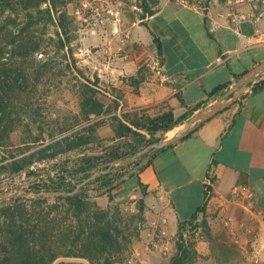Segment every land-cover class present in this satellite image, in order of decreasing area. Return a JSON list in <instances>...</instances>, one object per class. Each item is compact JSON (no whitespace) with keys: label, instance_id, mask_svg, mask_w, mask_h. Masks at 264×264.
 Listing matches in <instances>:
<instances>
[{"label":"trees","instance_id":"16d2710c","mask_svg":"<svg viewBox=\"0 0 264 264\" xmlns=\"http://www.w3.org/2000/svg\"><path fill=\"white\" fill-rule=\"evenodd\" d=\"M68 1L0 0V193L20 188L17 179L23 176L29 180L26 191H72L93 171L107 168L104 163L131 157L165 138L168 131L202 105L198 103L178 117L173 110L142 115L127 110L117 98L106 104L101 99L103 90L83 74L78 90L79 112L72 119L45 120L36 94L54 78L51 52L65 50L66 55H73L67 26ZM147 1L141 4V19L158 11ZM51 24L57 26L56 34L44 37ZM146 26L163 59L161 36ZM71 65L82 73L75 61L70 62V68ZM228 87L229 83L218 85L210 96L223 94ZM259 87H264V79L254 84V88ZM108 117L112 119L114 134L105 143L99 128ZM169 146L154 151L139 169L152 163ZM53 161L55 167L41 174L39 165ZM127 166L100 174L74 195L0 199V264H133L129 262L132 232L127 215L112 203L102 206L93 194L98 188H106L113 201V190L126 180L111 185L128 173L129 170H121ZM135 175L136 172L131 177ZM6 179L8 184H4ZM138 184L148 194L140 178ZM210 188H206L207 198ZM140 201L143 210L145 200ZM205 210L204 204L190 219L179 222L172 264H184L191 252L196 253L194 244H189L184 236L188 225L193 229L201 226L210 234L207 218L198 220V214Z\"/></svg>","mask_w":264,"mask_h":264},{"label":"crops","instance_id":"0c3cea01","mask_svg":"<svg viewBox=\"0 0 264 264\" xmlns=\"http://www.w3.org/2000/svg\"><path fill=\"white\" fill-rule=\"evenodd\" d=\"M148 19L161 36L163 59L158 53L151 54L145 60L146 69L141 55L120 63L118 77L121 83L127 82L121 105L126 104L127 110L149 105L151 115L173 110L178 117L201 103L194 115L222 95L210 96L215 87L232 86L241 73L264 60V42L258 41L264 29L257 31L260 26L252 21L235 24L213 10L205 12L175 2H166ZM216 22L219 27L211 30ZM148 41L153 43L152 34ZM262 79L264 73L244 88L237 102L138 170V177L147 186L152 216L160 226L149 233L152 239L141 251L148 253L143 264H172L170 259L153 261L149 256L152 247H171L169 240L178 237L179 222L190 219L204 204L206 210L198 214V220L207 218L211 231L207 234L201 226L193 229L194 235L184 231L185 237L196 238L198 253L184 264H264V191L258 188L259 181L264 185V87L254 88ZM186 120L172 130L182 128ZM241 183L256 190L252 210L232 195L233 187ZM229 216L236 225L245 221L254 226L259 237L254 239L238 227L240 243H235L225 225ZM163 237L168 241L162 243ZM254 251L259 263L254 261Z\"/></svg>","mask_w":264,"mask_h":264},{"label":"rangeland","instance_id":"374dc122","mask_svg":"<svg viewBox=\"0 0 264 264\" xmlns=\"http://www.w3.org/2000/svg\"><path fill=\"white\" fill-rule=\"evenodd\" d=\"M84 2H87V5H84V11L81 14H77L75 12L76 7L82 5ZM142 2L143 0H109V4L116 5L120 8L124 19L122 33L114 35L110 27L103 28L100 26H93V22L96 19V17L94 18L95 8L97 5L105 3V1H68L66 6L68 12L67 26L69 30L68 36L71 38L69 47L73 49V55H66L65 50L51 52L54 57V78L48 82L49 86L47 85L46 87L40 88L36 94L39 103L43 107V116L45 117V120L51 121L57 118L63 119L64 117H71L72 119L74 118L73 115H76L79 112L80 96L78 90L79 83L82 79L81 75L83 74L91 78V80L96 82V84L103 90L104 95L101 99L106 104L114 103V98H117L121 103L124 101V96L126 94L124 89L126 88L127 82L121 83V79L118 77L117 70L119 69L120 63L123 61H129L132 58L141 55L143 58L141 64L146 69V58L151 54L157 53L154 41L153 43L148 41L151 34L146 26L149 25L150 27H153L154 24L148 19L149 16L145 19H141V16L144 13V7L141 5ZM155 2L156 0L147 1V3L156 10L162 8L166 2H175L180 5H191L205 12L213 10L218 14H227L229 11L234 13L250 12L252 10L251 6H249L246 1L238 2L237 0H232V2H229V0H157V2ZM85 17L90 18V20H85ZM247 20L249 19L244 21ZM258 26L260 27L257 28L264 29V22H260ZM152 29L159 34V31L155 26ZM56 30L57 26L51 24L47 30V35H45V33L44 37L49 36L51 33L56 34ZM260 35L262 36L263 34L260 33ZM138 38L139 40H137ZM258 41L264 42V35ZM74 61L76 64L75 66H77V69L79 68L82 73L73 69L72 65V68L69 67L70 62L73 63ZM97 77L99 78L98 81H96ZM131 80L128 81L132 82ZM122 84H124V86H122ZM151 108L152 107L149 105H144L140 110L137 108L130 111L138 112L142 115H151ZM43 116H41V118H43ZM46 123L47 121H45L43 125ZM176 132L177 130H170L165 135L166 137H169ZM99 134L102 139L106 140L105 143L110 142L109 139L114 134L112 119L110 117L106 118L104 124L100 126ZM145 157L146 154H140L133 162L127 164L128 166L120 165L118 167L127 166L121 170L130 171L137 163L145 159ZM55 164L56 161L47 164H40L39 168H41V174H46L47 170H52V168L55 167ZM139 168L134 171L136 172V175L133 178L131 177L132 174H130L124 179L126 180V183L120 184L115 190H113V194L116 196L113 201H111L110 195L106 193V188H98L93 191L95 192L93 193L94 199L98 200L102 206L107 207L112 203L119 207V209L127 215L128 221L131 222L130 231L132 232V250L129 262L133 264H143L142 261L145 255L148 256V253H142L141 251L146 248V245L152 239L150 238L149 233L155 230H160L159 224L155 223V219L152 216L153 210L150 198L148 194L144 193V187L138 184ZM133 181H135V183H133ZM17 182H19L20 188H9L7 191L25 192V188L29 185L28 178L23 176L22 178H18ZM8 183L9 179H6L4 184ZM140 200H145L143 210L140 209ZM187 227L188 234L194 235L196 233L191 225H188ZM185 238L188 240L189 244H194L196 242V238L193 236H187ZM177 239L178 237L176 236L170 238L169 242H171V247L165 246L156 248L151 246L153 251L149 256L153 261H156V263H160L164 259L171 260L174 256V250L177 249ZM161 241L162 243H165L168 240L163 237ZM197 254V251L196 253L194 251L191 252L187 261L194 260L197 257Z\"/></svg>","mask_w":264,"mask_h":264},{"label":"water","instance_id":"95a60500","mask_svg":"<svg viewBox=\"0 0 264 264\" xmlns=\"http://www.w3.org/2000/svg\"><path fill=\"white\" fill-rule=\"evenodd\" d=\"M264 73V60L247 70L241 76L237 78L232 86H230L213 104L199 110L197 113L192 115L188 120H186L184 126L177 130L175 134L169 137H165L161 140L155 141L147 145L144 149L139 150L133 156L127 158H116L107 163H104L103 166H108L105 169L95 170L91 173L90 176L86 177L84 180L79 182L76 188L72 191H65V190H43L40 192H32V191H25V192H16V191H7L0 193V199H9L16 196H38V195H45V196H57V195H74L82 189V187L88 183L89 181L93 180L97 176L102 173H107L112 169L120 166V165H127L133 162L138 155L146 154L145 159L137 163L134 168H132L128 173L122 176L120 179L115 181L111 186L117 185L125 178H127L130 174H132L137 168L141 167L145 164L148 159L150 158L151 154L156 151L157 149L163 148L165 146H169L187 136L192 130H194L197 126H199L202 122L208 120L221 110L227 108L234 102H236L243 93L244 88L251 84L254 80H256L261 74ZM258 188L260 191H264L263 182H258Z\"/></svg>","mask_w":264,"mask_h":264},{"label":"built area","instance_id":"2783aa9c","mask_svg":"<svg viewBox=\"0 0 264 264\" xmlns=\"http://www.w3.org/2000/svg\"><path fill=\"white\" fill-rule=\"evenodd\" d=\"M105 3L97 5L95 8L94 18L96 17L95 21L93 22V26H100L103 28L110 27L112 29V33L114 35H119L122 33V28L124 25V19L121 14L120 8L116 5L109 4V0H103ZM238 2L243 1L247 2L249 6H251L252 10L250 12H241V13H234L229 11L227 14L220 13L221 16L227 17L232 22H240L246 19L251 20L254 24L259 25L260 22H264V0H237ZM232 2V0H229ZM111 3V2H110ZM87 2H84L82 5L76 7L75 12L77 14H81ZM85 20H90V18L85 17ZM219 27V24L216 22L215 26L211 28L214 30L215 28ZM260 28H257L259 31ZM105 30V29H104ZM208 187V186H207ZM232 195L243 202V206L247 210H252L255 205V195L256 190L246 183L237 184L232 189ZM225 225L227 229L230 231L232 235V239L235 243H240V236L238 233V227L242 228L247 234L251 237L258 238L259 233L257 229L247 224V222L242 221L239 225L235 224V220L233 216H229L225 220ZM253 258L256 263L260 262V258L257 252H253Z\"/></svg>","mask_w":264,"mask_h":264}]
</instances>
